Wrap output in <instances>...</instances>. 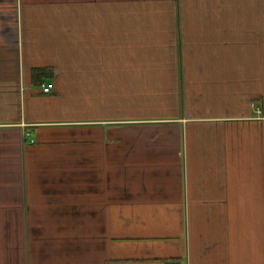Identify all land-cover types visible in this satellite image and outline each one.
<instances>
[{
	"label": "crops",
	"instance_id": "0c3cea01",
	"mask_svg": "<svg viewBox=\"0 0 264 264\" xmlns=\"http://www.w3.org/2000/svg\"><path fill=\"white\" fill-rule=\"evenodd\" d=\"M0 264H264V0H0Z\"/></svg>",
	"mask_w": 264,
	"mask_h": 264
},
{
	"label": "built area",
	"instance_id": "2783aa9c",
	"mask_svg": "<svg viewBox=\"0 0 264 264\" xmlns=\"http://www.w3.org/2000/svg\"><path fill=\"white\" fill-rule=\"evenodd\" d=\"M44 92L49 91V87L45 86L44 84L41 85Z\"/></svg>",
	"mask_w": 264,
	"mask_h": 264
},
{
	"label": "trees",
	"instance_id": "16d2710c",
	"mask_svg": "<svg viewBox=\"0 0 264 264\" xmlns=\"http://www.w3.org/2000/svg\"><path fill=\"white\" fill-rule=\"evenodd\" d=\"M34 73L36 74V75H39V74H41V71L40 70H34Z\"/></svg>",
	"mask_w": 264,
	"mask_h": 264
}]
</instances>
